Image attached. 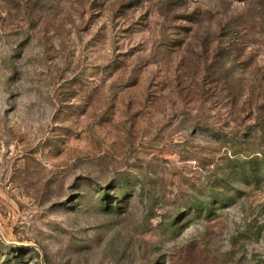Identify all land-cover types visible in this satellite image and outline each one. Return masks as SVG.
<instances>
[{
	"label": "rangeland",
	"instance_id": "374dc122",
	"mask_svg": "<svg viewBox=\"0 0 264 264\" xmlns=\"http://www.w3.org/2000/svg\"><path fill=\"white\" fill-rule=\"evenodd\" d=\"M264 0H0V264H264Z\"/></svg>",
	"mask_w": 264,
	"mask_h": 264
},
{
	"label": "trees",
	"instance_id": "16d2710c",
	"mask_svg": "<svg viewBox=\"0 0 264 264\" xmlns=\"http://www.w3.org/2000/svg\"><path fill=\"white\" fill-rule=\"evenodd\" d=\"M262 172H264V164L260 167H257L253 161H247L246 165H242L241 169V175H243L245 178H250L253 176L260 177Z\"/></svg>",
	"mask_w": 264,
	"mask_h": 264
}]
</instances>
